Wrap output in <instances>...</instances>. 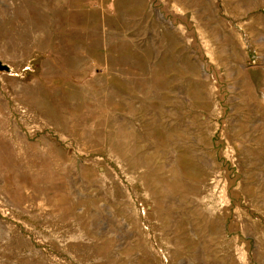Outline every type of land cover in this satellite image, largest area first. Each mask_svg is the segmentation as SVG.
<instances>
[{"label": "rangeland", "instance_id": "374dc122", "mask_svg": "<svg viewBox=\"0 0 264 264\" xmlns=\"http://www.w3.org/2000/svg\"><path fill=\"white\" fill-rule=\"evenodd\" d=\"M0 264H264V0H0Z\"/></svg>", "mask_w": 264, "mask_h": 264}, {"label": "water", "instance_id": "95a60500", "mask_svg": "<svg viewBox=\"0 0 264 264\" xmlns=\"http://www.w3.org/2000/svg\"><path fill=\"white\" fill-rule=\"evenodd\" d=\"M0 71H6V72H9V68L7 67V66H5V65H2L1 63H0Z\"/></svg>", "mask_w": 264, "mask_h": 264}]
</instances>
